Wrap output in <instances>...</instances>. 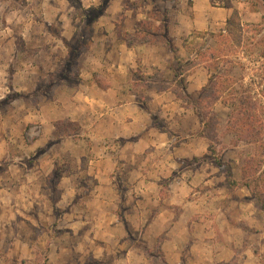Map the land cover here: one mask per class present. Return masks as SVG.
<instances>
[{"label":"rangeland","instance_id":"rangeland-1","mask_svg":"<svg viewBox=\"0 0 264 264\" xmlns=\"http://www.w3.org/2000/svg\"><path fill=\"white\" fill-rule=\"evenodd\" d=\"M208 3L195 30L191 0H0V264H264V0ZM112 77L120 101L170 92L166 146L81 141L68 114L105 112L88 87Z\"/></svg>","mask_w":264,"mask_h":264},{"label":"crops","instance_id":"crops-1","mask_svg":"<svg viewBox=\"0 0 264 264\" xmlns=\"http://www.w3.org/2000/svg\"><path fill=\"white\" fill-rule=\"evenodd\" d=\"M192 1V17L190 18V21L192 23V27L195 30L201 29L197 26L200 21L204 18L203 13L201 12V7L203 8H212L211 5L208 3L209 0H191ZM199 5H202L199 7ZM125 53V54H124ZM119 57L121 58L122 62H117L115 64H111V70L121 73H124L122 69H129L133 68L131 65V59L132 56L129 54V52H123L121 51L119 54ZM152 67H155V64L152 65ZM192 78V77H191ZM190 78V79H191ZM187 81V91H190L191 87V80ZM80 83V81H79ZM127 82H117L112 77L110 80V86H107L106 88H99L95 84H91L88 87V93L90 99H98V97L105 96V98H109V102L107 104V109L105 112L100 113L97 117L91 118L89 116H85L84 118L80 117V114H78L77 117L72 116L74 113L68 114L67 118L70 122L75 121H81V141H85L87 144H92L93 138L96 136L99 138L103 137H111L114 139L119 140L120 142L125 141V146L129 145L134 148L135 151L142 153V155L145 156V152L150 148H158L166 146L171 139H169L166 136V133H160V136L163 137V140H157L153 138L152 136L155 135L154 129L151 127V111L149 110V105L151 103H155L156 108L158 109V117L166 116L167 112H165V108H168L171 104V98H169L170 92H162L159 95H153V97L150 99L147 105H140L136 103L135 100H129V101H120L121 96H123V93H120L119 91H122L121 88L123 85H125ZM95 95V96H94ZM134 97V96H130ZM104 98V99H105ZM107 98V99H108ZM124 98V97H122ZM90 100H88V103ZM119 102H123L119 103ZM91 105V103H89ZM72 110H70L71 112ZM73 112V111H72ZM69 113V112H68ZM78 113V112H77ZM172 114V113H170ZM77 115V114H74ZM60 117L59 119H64ZM79 118V119H78ZM107 123L109 124V127L106 129L102 128V131H97L98 128H101L100 124ZM102 125V126H103ZM105 127V126H104ZM173 133L170 134L172 136ZM165 135V136H164ZM188 139L187 145H190V147H193L195 145V142H200L199 145L201 146L202 152H205V142H203L201 139H196L194 135H188L186 137ZM198 144V143H197ZM91 148V147H90ZM108 147L102 146L101 148H98V146H95L91 148V151H98L96 157H89L88 160V169L91 170L92 173H94V170L100 171V168L103 166L105 158H108L107 152ZM89 150L87 149V152ZM190 151L193 154H197V152L190 148ZM138 154V153H137ZM105 157V158H104ZM87 169V170H88ZM89 175V174H88ZM97 178L98 176L94 174ZM257 264H262L257 259Z\"/></svg>","mask_w":264,"mask_h":264},{"label":"trees","instance_id":"trees-1","mask_svg":"<svg viewBox=\"0 0 264 264\" xmlns=\"http://www.w3.org/2000/svg\"><path fill=\"white\" fill-rule=\"evenodd\" d=\"M182 88H184V86H182ZM241 114H242V112L239 113V114H233V116H229L230 117V125L232 127L231 129L234 131V134L236 136L240 135L239 133L243 129L248 128V130H252L253 129V124H255V122H256L254 117L252 118V117L249 116V118H242L240 116ZM253 135H255V134L251 133L248 138H245V139L244 138H238V139H239V141L257 143L259 141V137L257 135L256 136H253ZM250 160H251V162H254V163H255V161H257V160H255V156H253ZM245 185L247 187H250L249 183H247Z\"/></svg>","mask_w":264,"mask_h":264}]
</instances>
